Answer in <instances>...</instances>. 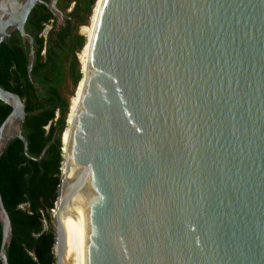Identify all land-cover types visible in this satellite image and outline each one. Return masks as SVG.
Listing matches in <instances>:
<instances>
[{"label":"water","instance_id":"95a60500","mask_svg":"<svg viewBox=\"0 0 264 264\" xmlns=\"http://www.w3.org/2000/svg\"><path fill=\"white\" fill-rule=\"evenodd\" d=\"M38 3L57 29L69 18L58 0H0V43L29 42L41 88L26 30ZM85 80L55 264H264V0H104ZM0 100V156L20 138L33 157L23 131L38 110L1 85ZM0 221L9 264L1 193Z\"/></svg>","mask_w":264,"mask_h":264},{"label":"trees","instance_id":"16d2710c","mask_svg":"<svg viewBox=\"0 0 264 264\" xmlns=\"http://www.w3.org/2000/svg\"><path fill=\"white\" fill-rule=\"evenodd\" d=\"M80 1L71 14L79 18L80 10L89 8L81 17V23H86L95 0L83 1L84 7ZM50 19H54V24L45 43L40 33ZM56 22L52 11L45 4L38 3L26 23V30L35 40L36 60L32 74L41 88H37L28 75L29 42H24L17 32L0 43V85L18 93L24 99L27 111L38 110L26 116L23 131L33 157L25 153L20 138H14L0 156V193L13 226V236L7 248L9 264H55L56 261V234L52 227H45V221L52 220L50 211L55 209V213L56 204H59L64 154L68 147L64 136L70 132L67 121L69 100L61 88L67 76L74 86H78L85 76L76 53L86 43L85 37L78 32V25L73 26L71 19L59 29ZM11 109L9 104L0 100V125ZM52 138L55 141L44 156L36 160L34 157L41 154ZM2 235L0 221V247Z\"/></svg>","mask_w":264,"mask_h":264},{"label":"rangeland","instance_id":"374dc122","mask_svg":"<svg viewBox=\"0 0 264 264\" xmlns=\"http://www.w3.org/2000/svg\"><path fill=\"white\" fill-rule=\"evenodd\" d=\"M95 1H94V3H95ZM91 12H92V9H91L89 15L87 16V22L84 23L83 26H85V25H87L89 23ZM83 26H80L78 28V32H79V34H81V35H83L85 37V40H87L86 34L82 30ZM82 50H83V48L76 53V57H77V60L79 62L81 70H83L85 72V74H86V70H85V67L83 65V62L85 61L86 56L84 55L83 56L84 58L82 57L83 61H81V55L80 54L82 53ZM84 77H83V79H84ZM83 79L80 81L78 86H74V84L72 82V79L69 76H67L65 84L61 88V91H62L63 95L69 100V113H68L67 121L70 124V126L75 123L76 116H77V109H78V107L80 105V102H81L82 90H83V84H82L83 83L82 82ZM70 136H71V132H68L64 136L65 137V141L68 144H69ZM50 213H51L52 220L51 221H47L46 220L45 221V227L46 228L52 227L54 229V227H55V219H54V216H53L54 211L51 210Z\"/></svg>","mask_w":264,"mask_h":264},{"label":"bare ground","instance_id":"6f19581e","mask_svg":"<svg viewBox=\"0 0 264 264\" xmlns=\"http://www.w3.org/2000/svg\"><path fill=\"white\" fill-rule=\"evenodd\" d=\"M103 2H104V0H96L95 1L94 6L92 8L89 23L85 26L82 25L83 26L82 30L86 34L87 40H86V44L82 50V53L80 55H81V61H83V58H84L83 56L84 55L86 56L85 61L83 62V65L85 67L86 72L89 68V61H90V54H91V49H92L93 38L95 35V31H96V27H97V23H98V19L100 16V12L102 9ZM82 82H83L82 84H83V90H84L85 82H86L85 77H84ZM83 90H82V94H83ZM64 166L66 168V164H64ZM65 168L62 167V173L66 172V170H64ZM69 207H70V204L67 206L64 213L62 214V220H63L64 227L66 225Z\"/></svg>","mask_w":264,"mask_h":264},{"label":"flooded vegetation","instance_id":"af4514ba","mask_svg":"<svg viewBox=\"0 0 264 264\" xmlns=\"http://www.w3.org/2000/svg\"><path fill=\"white\" fill-rule=\"evenodd\" d=\"M80 0H58V6L64 10L67 15L69 16V18L67 19H71L72 20V25L75 26V25H78V27H80L83 23H81V17L82 16H85L87 11L89 10V8L85 9V10H80V13L78 14L79 18L78 17H74L71 12L74 10V8L76 7L77 3L79 2ZM84 1V3L88 0H82V2ZM69 2V4L67 5V7H65V5ZM81 2V1H80ZM81 2V6L84 7V3L82 4ZM65 7V8H64ZM66 19V20H67ZM80 23V24H79Z\"/></svg>","mask_w":264,"mask_h":264},{"label":"built area","instance_id":"2783aa9c","mask_svg":"<svg viewBox=\"0 0 264 264\" xmlns=\"http://www.w3.org/2000/svg\"><path fill=\"white\" fill-rule=\"evenodd\" d=\"M53 24H54V19H50L48 22L44 24V28L40 33V36L44 38L45 43L47 42L48 35H49L50 30L53 27ZM45 52H46V48L43 49L42 54L44 55ZM57 117H58V113H57V116L54 118L55 121L57 120ZM49 125L50 124L46 126L47 129L49 128Z\"/></svg>","mask_w":264,"mask_h":264}]
</instances>
